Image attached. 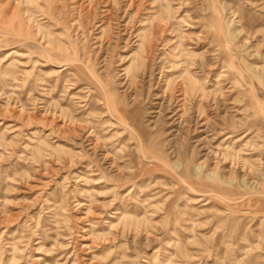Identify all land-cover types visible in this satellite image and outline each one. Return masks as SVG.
I'll return each mask as SVG.
<instances>
[{
    "label": "rangeland",
    "instance_id": "obj_1",
    "mask_svg": "<svg viewBox=\"0 0 264 264\" xmlns=\"http://www.w3.org/2000/svg\"><path fill=\"white\" fill-rule=\"evenodd\" d=\"M0 264H264V0H0Z\"/></svg>",
    "mask_w": 264,
    "mask_h": 264
},
{
    "label": "bare ground",
    "instance_id": "obj_2",
    "mask_svg": "<svg viewBox=\"0 0 264 264\" xmlns=\"http://www.w3.org/2000/svg\"><path fill=\"white\" fill-rule=\"evenodd\" d=\"M232 182H230V181H227V184L229 185V184H231ZM240 187H244V185H243V183H241V186ZM251 189V188H250ZM254 190V189H253Z\"/></svg>",
    "mask_w": 264,
    "mask_h": 264
}]
</instances>
